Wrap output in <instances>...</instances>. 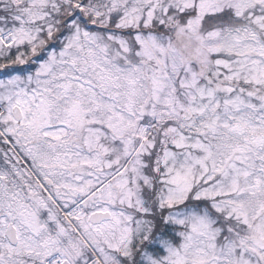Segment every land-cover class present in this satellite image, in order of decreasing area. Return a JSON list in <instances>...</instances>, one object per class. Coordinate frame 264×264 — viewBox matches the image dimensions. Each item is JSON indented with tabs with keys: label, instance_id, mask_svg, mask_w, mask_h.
I'll return each instance as SVG.
<instances>
[{
	"label": "snow or ice",
	"instance_id": "obj_1",
	"mask_svg": "<svg viewBox=\"0 0 264 264\" xmlns=\"http://www.w3.org/2000/svg\"><path fill=\"white\" fill-rule=\"evenodd\" d=\"M0 264H264V0H0Z\"/></svg>",
	"mask_w": 264,
	"mask_h": 264
}]
</instances>
